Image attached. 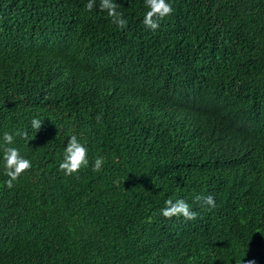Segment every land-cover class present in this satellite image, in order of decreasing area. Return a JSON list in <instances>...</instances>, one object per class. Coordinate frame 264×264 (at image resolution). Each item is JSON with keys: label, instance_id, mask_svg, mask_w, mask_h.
Instances as JSON below:
<instances>
[{"label": "trees", "instance_id": "trees-1", "mask_svg": "<svg viewBox=\"0 0 264 264\" xmlns=\"http://www.w3.org/2000/svg\"><path fill=\"white\" fill-rule=\"evenodd\" d=\"M168 2L153 32L144 0L122 30L99 0H0V264H264V0ZM178 198L197 219L160 214Z\"/></svg>", "mask_w": 264, "mask_h": 264}, {"label": "clouds", "instance_id": "clouds-1", "mask_svg": "<svg viewBox=\"0 0 264 264\" xmlns=\"http://www.w3.org/2000/svg\"><path fill=\"white\" fill-rule=\"evenodd\" d=\"M144 2L148 10L144 14L142 23L147 29L155 32L160 27V21L172 14L173 7L168 0H144ZM94 7H96V0H88V3L85 5L86 10L91 12ZM98 7L99 11L107 13L108 17L111 18V22L119 29L122 30L127 26L128 21L123 17V13L118 11L121 4L116 3V0H99ZM41 126V120L36 118L31 120V127L35 132ZM16 135H21L27 143L34 138L30 137L27 131L17 133ZM3 144L4 174L8 178L4 181V187L11 189L14 187L15 182L32 168V163L29 159L21 155L17 147L8 146L14 144V135L12 133L4 132ZM88 164L87 147L77 139L76 135L70 136L64 148L63 160L59 164V169L65 175H72L78 173L83 167H87ZM103 164V158L97 157L93 164V170L100 171ZM195 199L197 201L202 200L203 204L207 205L209 209L216 207L215 199L212 195H207L206 197L198 195ZM160 214L166 219L173 217H183L185 221L197 219V213L191 209L190 205L183 198H178L175 201L171 199L166 200L165 207L161 209ZM248 264H254V262L249 261Z\"/></svg>", "mask_w": 264, "mask_h": 264}]
</instances>
